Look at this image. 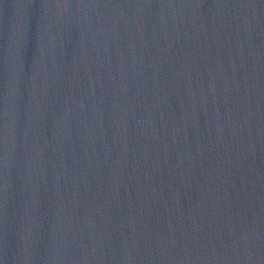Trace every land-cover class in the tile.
Segmentation results:
<instances>
[{
	"label": "water",
	"instance_id": "water-1",
	"mask_svg": "<svg viewBox=\"0 0 264 264\" xmlns=\"http://www.w3.org/2000/svg\"><path fill=\"white\" fill-rule=\"evenodd\" d=\"M0 264H264V0H0Z\"/></svg>",
	"mask_w": 264,
	"mask_h": 264
}]
</instances>
